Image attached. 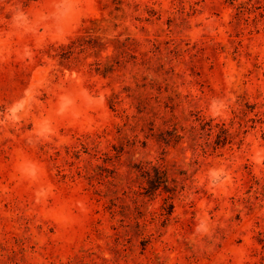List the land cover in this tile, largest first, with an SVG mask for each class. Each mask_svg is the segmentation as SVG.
Returning <instances> with one entry per match:
<instances>
[{"label":"rangeland","instance_id":"374dc122","mask_svg":"<svg viewBox=\"0 0 264 264\" xmlns=\"http://www.w3.org/2000/svg\"><path fill=\"white\" fill-rule=\"evenodd\" d=\"M0 264H264V0H0Z\"/></svg>","mask_w":264,"mask_h":264},{"label":"trees","instance_id":"16d2710c","mask_svg":"<svg viewBox=\"0 0 264 264\" xmlns=\"http://www.w3.org/2000/svg\"><path fill=\"white\" fill-rule=\"evenodd\" d=\"M91 22H93L94 24H97L98 20L97 19H93L91 20ZM74 42V41H73ZM74 44V43H73ZM75 49V46L74 45H70L68 47V52L69 53H72ZM114 103H116V101H113V104H112V107H114ZM228 136H229V130L227 128H225L224 126L221 127V132L220 134L218 135V140H217V143L220 145L221 143H225L227 140H228ZM160 183H166L168 182V179L166 176H162V177H159L158 178ZM170 205H172L170 203Z\"/></svg>","mask_w":264,"mask_h":264}]
</instances>
